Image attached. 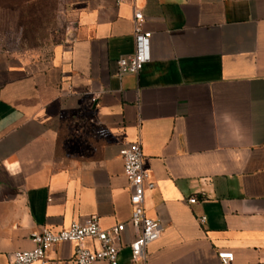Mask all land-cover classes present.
<instances>
[{
	"label": "crops",
	"instance_id": "crops-1",
	"mask_svg": "<svg viewBox=\"0 0 264 264\" xmlns=\"http://www.w3.org/2000/svg\"><path fill=\"white\" fill-rule=\"evenodd\" d=\"M67 10L48 49L0 53V264L40 227L126 222L120 151L131 142L154 183L145 214L162 227L131 262L126 225L116 264H219L220 251L264 264V0H68ZM135 10L150 32L144 62L117 76ZM73 249L52 246L44 264H66Z\"/></svg>",
	"mask_w": 264,
	"mask_h": 264
},
{
	"label": "built area",
	"instance_id": "built-area-1",
	"mask_svg": "<svg viewBox=\"0 0 264 264\" xmlns=\"http://www.w3.org/2000/svg\"><path fill=\"white\" fill-rule=\"evenodd\" d=\"M142 15L135 10L132 14V37L134 51L115 60L116 75L137 74L144 62L145 44L150 37V32L141 29ZM93 101V98H91ZM122 174L126 179L130 206L129 217L126 222L116 223L104 229L98 224L95 216H90L83 223L70 222L66 227L53 230L49 227H40L30 232L29 240L32 247L27 250L12 252L5 264H44L46 252L54 245L61 242L74 244L71 258L66 264H116L118 253L117 241L126 225L131 226L134 237L126 243L130 261L136 262L144 259L147 244L156 240L160 234L162 224L157 218H150L145 214L143 196L146 190H151L154 183L150 178L148 169L143 161V154L139 142L128 143L121 151ZM188 203H194L195 197L187 198ZM199 222L204 217L198 218ZM85 239L93 242L91 248L81 246ZM219 264H229L232 253L229 251L216 252Z\"/></svg>",
	"mask_w": 264,
	"mask_h": 264
},
{
	"label": "rangeland",
	"instance_id": "rangeland-1",
	"mask_svg": "<svg viewBox=\"0 0 264 264\" xmlns=\"http://www.w3.org/2000/svg\"><path fill=\"white\" fill-rule=\"evenodd\" d=\"M68 0H0V53L15 57L48 49L65 32Z\"/></svg>",
	"mask_w": 264,
	"mask_h": 264
}]
</instances>
